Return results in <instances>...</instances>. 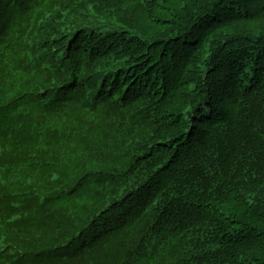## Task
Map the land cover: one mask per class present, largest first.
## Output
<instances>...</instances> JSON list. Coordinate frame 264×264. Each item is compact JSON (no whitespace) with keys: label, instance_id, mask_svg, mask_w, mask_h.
<instances>
[{"label":"trees","instance_id":"1","mask_svg":"<svg viewBox=\"0 0 264 264\" xmlns=\"http://www.w3.org/2000/svg\"><path fill=\"white\" fill-rule=\"evenodd\" d=\"M0 264H264V0H0Z\"/></svg>","mask_w":264,"mask_h":264}]
</instances>
